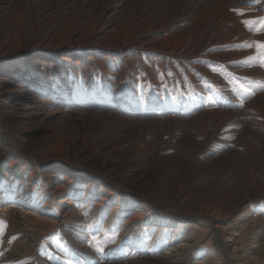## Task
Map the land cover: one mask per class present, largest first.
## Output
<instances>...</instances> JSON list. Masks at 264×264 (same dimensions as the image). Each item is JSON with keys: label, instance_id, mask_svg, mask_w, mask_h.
<instances>
[{"label": "rangeland", "instance_id": "rangeland-1", "mask_svg": "<svg viewBox=\"0 0 264 264\" xmlns=\"http://www.w3.org/2000/svg\"><path fill=\"white\" fill-rule=\"evenodd\" d=\"M227 3L231 17L220 26L216 19L222 10L219 0H43L40 4L38 0H0V44L13 42L12 49L0 50V68L20 66L31 47L49 45L67 51L73 44L81 48L75 49L80 54L94 50L96 41L71 34L85 28L88 36L109 21L126 27L133 37L144 38L141 47L131 48L129 60L106 45L98 49L101 55L95 63L76 67L69 76L72 92L61 96L62 105H57L75 115L72 118L60 115L47 124L18 125L8 122L6 117H13V112L0 100V210L6 207L5 214L0 211V264H94L95 259L113 254L135 263L141 262L147 252L156 258H193L185 252L187 243L179 238L173 242L174 250L182 248V253L163 245L164 240L169 243L168 232L156 236V244H150L145 227L134 230L132 236L120 237L118 231L123 225L103 232L104 220L100 217L93 229H87L93 206L86 211L81 206L73 208V213L78 211L75 220L58 218L62 224L56 226L42 220L57 218L55 209H50L51 217L40 214L37 218L41 219L28 225L10 195L17 189V185L10 186L15 174H24L26 181L39 182L44 177L48 183L54 177L68 184L88 179L86 185L96 181L110 191L124 185L123 176H117L121 170L126 171L124 163L137 159L144 161L141 167L151 175L146 186L131 194L117 189L114 200L121 193L131 195L158 214L161 205L147 194L160 182L176 188L183 180L205 185L206 189L220 184V204L226 209L232 192L244 182L264 190V105L258 109L256 104L264 96V89L258 86L264 84V67L260 66L264 59L256 47L257 43L264 44V31L250 30L264 21V0ZM109 8L112 14L116 12L114 17L108 14ZM182 22L201 24L199 31L188 35L185 52L182 48L160 50L153 45L152 39L158 34L175 36ZM206 25L211 35L220 29L217 41L202 39ZM236 25L238 30L233 29ZM245 44L252 46L246 48ZM109 113L119 117L108 118ZM83 143L101 161L112 158L115 173L100 172L98 165H89L77 156ZM71 145L75 152L69 151ZM148 154L151 160L145 161ZM247 206L251 219L257 221L249 231L264 236V196ZM242 209L240 206L226 220L241 216ZM161 214L179 222H206L196 214L182 218L173 212ZM86 230L90 234L81 238ZM254 238L250 240L254 242ZM204 255L198 254L193 264L203 261Z\"/></svg>", "mask_w": 264, "mask_h": 264}, {"label": "bare ground", "instance_id": "bare-ground-1", "mask_svg": "<svg viewBox=\"0 0 264 264\" xmlns=\"http://www.w3.org/2000/svg\"><path fill=\"white\" fill-rule=\"evenodd\" d=\"M41 1L43 0H38V3L40 4ZM227 1L229 0H219L222 10L216 14V19L219 23L217 25L221 26L227 17H231L228 10L230 5H228L229 2L227 3ZM125 4L126 2L120 4L117 11L124 7ZM107 11L113 17L116 15V12L111 13L110 8ZM119 15L118 13V17H120ZM179 28L181 30L176 32L175 36L161 37L158 34L152 39L153 45L158 46L160 50L174 52L178 48H182L181 52H185V47L188 46L187 44L190 40V37L187 39L188 35L191 36L195 31H199L201 24L191 23L189 26V24L182 22ZM58 29L65 32L63 26L58 25ZM233 29L238 30V25L234 26ZM217 30L211 35L210 26L206 25L202 33V39L206 38L210 43L217 41L219 35L216 32L220 29ZM188 31L191 33L186 34ZM71 35L79 39L88 37L96 41L97 44L94 50L81 54L75 51V49L81 48L73 44L68 45L69 50L67 51L58 46L31 47L26 50V58L20 66L0 68V100L9 105L13 112V117H6V119H9L8 122L17 123L18 125L34 124L37 126L47 124L50 119L53 120V118L60 115L61 117L72 118L75 115L72 116V114L64 112L57 105H62L61 96H67L72 92L73 87L69 76L76 67L90 66L92 62L95 63L98 60V56L101 55L98 49L106 45L118 49L121 57L129 60L132 58L131 48L135 46L141 47L144 40L143 37L142 39L133 37L132 34L128 33L126 27L120 28L118 24H113L111 21L101 30L91 31L88 36L85 28H78ZM12 48L13 42H10V40L0 44V50ZM108 56L107 53L106 57L109 58ZM256 104L258 109L262 108L264 96ZM105 105L107 106L108 104ZM107 116L111 119L119 117L116 113H109ZM90 120H93L91 116ZM80 124V126H83L82 122ZM84 144H80L81 147L76 154L77 156H81L89 165H98L97 168L100 172L115 173L116 169L112 167V158L108 159L107 156L105 161H101L100 156L92 152L89 153L90 150L88 151V147ZM69 151L75 152V146H69ZM145 156V161L151 160L149 154ZM49 157L51 158L52 156ZM141 162L144 163V161H138L137 159H129L124 163L126 171L121 170L117 175L123 176L122 184L124 185L117 187L115 190L110 189L109 191V187L105 189L104 186L96 184V181V183L91 182L86 185L85 183L89 182L88 179H86L87 182L79 180V182H73L74 184H68L63 182L64 180L61 177H54L56 179L48 183L44 177L40 178L41 182L26 181L24 174H15L10 186L13 188L12 186L17 185V189H13L10 195L13 198V203L17 204L20 209L18 211L20 217L28 225H33L34 219H41L37 218L40 214L51 217L50 209H55L57 218L42 220H44V223L56 226L57 224H62V220L66 221L71 218L75 220V213L78 211L73 213V208L81 206L83 211H86L93 206L90 216L93 218L89 221V224L87 223V229H93L94 224L99 221L100 217L102 221L104 220L101 226L103 232H107L109 228L113 230V226L122 224L123 228L118 231L120 237L132 236L134 230L145 227L146 231L149 232L147 234L150 236V244H156L158 241L156 236H163L165 232H168L170 240L168 244V241L164 240V246H168L170 251L174 250L173 242L176 238H179L181 243H187L188 249L185 252L193 256L191 259L190 257H167L166 255V257L156 258L147 252L144 254L145 258L140 260L141 262L128 263L125 262L123 257L113 256L114 254L108 256L107 254L108 257L101 260L95 259L94 264H193L195 262H192V260L197 259L196 256L202 253L205 254V259L197 264H264V236L260 233L249 231V226L256 224L257 221L251 219L252 216L249 215L247 206L250 201L258 200L264 196L263 188L259 189L255 184L247 185L244 182L236 191L232 192V200L229 201L226 209L223 207L224 205L220 204L222 189L220 184L206 189L205 185L198 186L195 182L191 183L188 180H183L182 184L176 188V185L171 186L163 180L164 183L160 182L155 185L147 194L153 201L161 205L162 210L158 214L154 212L155 210L150 209L147 204L137 202L131 195L126 197L121 193L118 194L117 200H114L117 195V189H121L123 193L131 194L134 189H139L140 191L146 186V181L151 175L148 171L143 170ZM147 190L145 189L146 192ZM79 197H81V200ZM240 206L243 208V214L239 217L234 216L232 220L227 221L226 219ZM5 208L0 210L2 214L6 211ZM168 212H173L179 218L187 214H196L206 218V222L195 223L193 220L190 223L179 222L175 219L164 217L165 214H161ZM79 213V215L84 214V212ZM78 224L84 225L81 220H78ZM103 232L102 234L104 235ZM151 233L155 236H151ZM85 234L89 235L90 230L83 231L80 237L83 238ZM251 236H255L254 242L250 240ZM248 242H252L251 246H246ZM255 244L258 246L252 247ZM181 249H175L174 252L182 253ZM222 256L223 259H220ZM222 260L224 263H222Z\"/></svg>", "mask_w": 264, "mask_h": 264}, {"label": "snow or ice", "instance_id": "snow-or-ice-1", "mask_svg": "<svg viewBox=\"0 0 264 264\" xmlns=\"http://www.w3.org/2000/svg\"><path fill=\"white\" fill-rule=\"evenodd\" d=\"M239 14H243V13H239ZM252 23H255V22H246V24H252ZM260 25L261 26L259 28H255V29L250 27V30H253V31H264V21H261ZM251 46H252V44H245L244 45V47H246V48L247 47H251ZM256 47H257L258 50H260L258 52L259 57L264 59V44L257 43ZM253 59H255V58H253ZM260 66L264 67V62H262ZM258 86L261 87L262 89H264V84H258ZM244 91L245 92H249V89L245 88Z\"/></svg>", "mask_w": 264, "mask_h": 264}]
</instances>
